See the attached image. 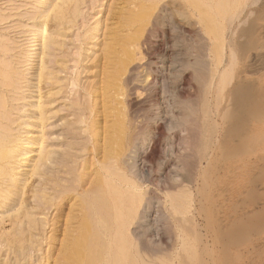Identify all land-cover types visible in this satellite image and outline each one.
Segmentation results:
<instances>
[{
  "label": "bare ground",
  "instance_id": "bare-ground-1",
  "mask_svg": "<svg viewBox=\"0 0 264 264\" xmlns=\"http://www.w3.org/2000/svg\"><path fill=\"white\" fill-rule=\"evenodd\" d=\"M137 1L135 7L138 9L147 7L150 15L159 3L165 1L174 21L181 23L180 27L183 25L188 29H193L198 35L206 36L209 41L206 57L213 70H211V74L209 73V80L201 90V94L199 93L202 99L201 106L199 105L200 132L198 131L197 141L194 140V136H192L193 140L189 136L184 142L187 150L195 151L196 155L198 154V168H201L205 161H209L200 177L201 183L199 184H201L203 195L201 198L204 197L210 203L217 199L220 201L219 198L227 194V190L242 191L244 188L247 189L245 200L247 196L253 197L256 192L253 190L256 189L253 188L257 182L255 179L264 177V154H253L254 147L252 146L258 147L257 143H254L261 135L257 133L258 130L254 129L255 126L251 125L253 128L251 126V129L249 128V121L252 122V119L257 117L254 116L257 115L259 98L264 94V90L256 89V80H252L248 76L260 73V66L258 67L256 63L264 56L262 52L264 51V0ZM80 3L81 0H57L50 6V0H34V5L29 7L31 9L23 8L25 15L28 16L27 19L34 21L33 27L36 29L34 33L36 40L32 45L31 53L28 51L27 55L19 54L18 57H14L12 48H8L3 41L0 44V57L2 58L0 59V264H157L156 253L151 252V248L143 250L137 235V225L143 214V209L148 212L152 196L145 199L140 176L138 178L137 175H133L129 171L126 159H124L126 156L124 153L127 150H129L127 155L129 159L139 155L137 145L131 141L123 144L122 147L121 142L115 141L118 138L132 139L138 135L135 130L139 123V116L137 119H128L127 112L124 111L127 94L120 87L124 85V82L119 79L108 80V85H105L104 89L106 90L109 85L118 86V89H114L113 93L109 90L104 91L110 94L109 101H107L109 109L118 110L117 114L120 117L118 132L116 129L108 132L104 124L101 132L98 127L93 128L94 124H91L89 129L94 134L95 140L88 139L85 134L88 115H98V108H96L98 102L95 89L92 98L87 97V93H85L95 85H92L91 88L84 87L85 92L83 95L79 94L78 102L70 104L68 117L72 119L69 120L66 116L58 117L61 127L66 129V132L63 133L65 129L60 132L63 141L58 147L64 148V150H49L47 146L40 147L36 160L25 162L26 156L33 152L32 145L38 144L35 134H38L41 139L46 138L44 128L48 123L46 117H43V113L39 110L36 115L31 111L33 106L28 101L31 97L26 95V91L34 88L31 77L36 76L35 71L41 62L37 74L38 82L57 79L54 74L56 67L43 65L45 55L49 58L53 56L50 52H46L52 48V36L54 35L53 30L49 31L48 18L55 21V27L58 29L63 25L62 20L65 19L66 14L72 21L77 18ZM31 4L32 2L29 3V5ZM26 10L33 11V13L28 14ZM49 13L51 14L49 15ZM100 13L101 10L96 11L95 28L83 36L86 52L90 51L93 54V48L97 45L95 41L99 37L101 27ZM135 14L136 12L133 13V15ZM141 32H143V27H141ZM137 39L138 37L132 44L133 46L137 45V41H139ZM109 48L110 44L105 41V53L103 50L102 52L108 60V65L115 63L114 59L109 58L106 54ZM21 50H25V48L22 47ZM121 51L125 55H130L128 48L122 47ZM252 51L254 54H251ZM32 54L36 57L40 56L39 63L34 65L35 69L30 64L24 73L23 67ZM111 55L112 52H110ZM245 58L246 60H244ZM249 58L251 60H247ZM57 63L58 60H55L54 64ZM22 64L23 67L18 69V66ZM33 69L34 74L32 73ZM112 73L116 74V70ZM147 73L143 75V82L149 81L148 78L151 74ZM65 81L66 86L67 83L72 88L76 86L71 76L67 77ZM103 82L105 83V81ZM153 83L154 80H150L147 86L149 87ZM68 92L71 95L73 89ZM37 95V98L41 99L39 87ZM43 104L44 102L39 101L37 107L39 108ZM103 105L104 102L101 107ZM117 105L120 106V110ZM262 105H264V99ZM259 111L261 110L257 112ZM76 124L83 129L81 131L83 133L82 142L78 141L80 136L75 138L77 142L73 141ZM262 131L264 129L260 130V132ZM262 133L264 134V132ZM32 141L34 142L31 143ZM184 143L183 145H185ZM249 145L253 152L249 149ZM240 151L246 157L240 155ZM93 152L95 158L92 157ZM247 152L253 154V160L248 158L250 155L247 157L249 154ZM239 156L250 161L239 165ZM95 160H97V165H95ZM244 162L247 161L244 160ZM188 163H186L188 169L184 168L195 172L197 166L193 167L191 163L190 165ZM144 182L149 181L144 179ZM258 183L262 185L264 180L263 183L261 181ZM235 192L230 193L232 195ZM163 193L165 194L166 191ZM240 193L237 192V195ZM242 194L241 198L244 196ZM227 196L226 199L230 200ZM257 196L259 195L257 194ZM166 197L164 199H168L171 206L174 207V204L178 203L176 197H171V195ZM241 198L240 200L244 197ZM251 202L253 201L251 200ZM236 203L239 207L242 202L239 203L237 200ZM226 205L228 209L231 208L228 206L229 203ZM224 206L223 210L228 212ZM232 208L234 209V207ZM263 209L262 211H264ZM216 212L218 211L216 210ZM224 212H220L221 215ZM232 214L235 213L232 212ZM252 218H254L253 215H250L247 219L249 223L246 220L247 224L245 222L244 224L242 222L231 223V230L236 231V233L231 232L232 235L230 234L233 236L232 241L237 239L235 236L239 231L241 232L238 236L242 239L245 238V233L256 232L258 231L256 229L259 228L262 231L264 215L255 217V221ZM250 219L253 221L251 222ZM260 223L263 224L262 227ZM225 224L223 222L224 226ZM225 229L222 230L223 234ZM217 233L219 235L220 232L217 231ZM235 241L234 243H236ZM43 244L45 248L44 246L42 248ZM228 244H231L230 241Z\"/></svg>",
  "mask_w": 264,
  "mask_h": 264
},
{
  "label": "rangeland",
  "instance_id": "rangeland-1",
  "mask_svg": "<svg viewBox=\"0 0 264 264\" xmlns=\"http://www.w3.org/2000/svg\"><path fill=\"white\" fill-rule=\"evenodd\" d=\"M54 1L57 0H50V6L53 5ZM31 2L32 4L29 5ZM137 2V0H81L77 18L72 21L69 15L66 14L65 19L62 20L63 25L58 27V29L55 27V21L48 18L49 31L53 30L54 35L52 36V48L48 51L46 50V52H50L53 56L51 59L45 55L43 57V65L47 67L55 66L54 74L57 79L55 81L43 80L38 82L37 74L41 64L38 58L40 59V56L36 57L32 54L24 67L23 64L18 66V69L23 67L25 73L26 68L30 64L35 69L36 66L34 65L39 63L35 71L36 76L31 77L34 88L26 91V95L31 97L28 100L33 106L31 111L36 115L39 110L43 113V117L45 116L48 120L44 128L46 138L41 139L38 134L34 133L35 138L38 139V144L32 145L33 152L26 156L25 162H29L32 159L36 160L40 147L47 146L49 150H64V148H58L60 142L63 141V136L60 135V132L65 129L58 122V117L66 116L67 119H72L68 117L70 104L71 102H78L79 94L83 95L85 92L84 87L91 88L92 85H95L85 93H87V97H91L95 89L98 102V107H96L98 108V115H88L85 130L88 139L92 138L95 140L94 134L89 129L91 124H94L93 128L98 127L101 132L103 124L108 132L112 129H116V132H118L120 128L118 110L109 109L107 101H109L110 94L104 92L109 90L113 93L114 89H118V86L109 85L106 90L104 89L105 85H108V80L119 79L124 82V85L120 87L127 94L124 104L127 118L137 119L139 116V123L135 130L137 131V136L132 139L118 138L115 141L121 142L122 147L124 146L123 144L131 141L137 145L139 155L135 158L129 159V156H127L129 150L125 151L126 166L133 175H137L138 178L140 176L145 199L152 196L151 205L147 209L148 212L143 209V214L139 220L140 225H137V235L139 236L141 248L143 250L151 248V252L156 253L157 264H264V228H261L262 231L260 228L256 229L260 231H256L260 234L254 231L245 233L246 235L243 239L238 236L241 231L236 234L238 237L235 236L237 239L233 241V236H231V232L236 233V231L233 232L231 230V225L234 222H242L243 224L245 222L247 224V219H249L250 215H253L254 218L252 219L254 221L255 217L257 218L261 214L264 215L262 213L264 212L262 211V208H264V177L255 179L257 182L254 181L256 185L253 188L257 189L258 187L257 190L253 189L256 191L253 196H256L255 198L247 196L245 200L246 188H244L246 192H244V189L242 190L243 192L236 191V189L235 192L229 189L226 191L227 194L219 198L221 202L218 199L210 200L211 204L204 197L201 198L203 195L200 188L201 184H199L201 183L200 177L209 161H205L201 168H198V154L196 155L195 151H192V153L187 150L186 143H184L189 136L191 138L194 136V140L197 141L200 132L199 120L201 116L199 109L202 100L200 94L209 80L211 70H213L209 64V59L206 57L209 41H207L206 36L198 35L193 29H188L183 25L180 27L181 23L174 21L166 7L165 1L159 3L151 15L147 7H139V9L135 7ZM33 5L34 0H0V44L3 41L8 48H12L14 57H18L19 54L27 55V52L30 51L31 53L33 49L32 45L36 40L34 36L36 29L33 27L34 21L27 19L28 16L25 15L23 10V8L31 9L29 7ZM98 10H101L99 14L101 27L99 37L95 41L97 45L93 48V54L90 51L86 52V43L83 40V36L86 32L95 28V15ZM133 11L136 12L135 15H133ZM26 12L28 14L33 13V11L28 10ZM146 22L147 24H145ZM141 27H143V32H141ZM137 37L139 41H137L136 46H133L132 44ZM105 41L110 44L106 54L109 58L112 57L114 59L115 63L113 64L108 65V60L104 56ZM22 47L25 50H21ZM122 47L128 48L130 55L123 54L121 51ZM36 48L38 49V46ZM110 52H112L111 56ZM253 52L251 54H254ZM262 52L264 53V51ZM0 59L2 58L0 57ZM55 60H58L56 65L54 64ZM247 60H251V58ZM256 65L260 66V73L249 75L248 77L256 80V89L261 91L264 90V56ZM34 69L32 70L33 74ZM115 70L116 74L113 75L112 72ZM146 73L151 74L148 78L149 81L154 80L153 85L149 87L147 86L149 81L145 80L143 82V75ZM70 76L76 85L73 88L68 83L66 86L65 80ZM38 87L41 89V99L37 98ZM70 89H73L71 95L68 92ZM259 99L258 110L261 111H256L257 115L255 114L254 117H257L254 118L255 120L252 119V122H250L251 120L249 121V128L251 125L255 126L256 128L254 129L259 131L257 133L261 137L254 143H257L258 147L256 148V145L252 146L254 147V152L250 145V148L247 146L250 150L252 149L251 152L253 154L258 153L257 155L260 153L264 154V134L262 133L264 131L260 132V130L264 129V105H262L264 94ZM39 101L44 102V104L38 108ZM103 102L104 105L101 107ZM117 107L120 110V106L117 105ZM259 128L261 129L259 130ZM75 130V133L73 132V141L77 142L75 138L80 136L78 141L82 142L83 133L81 131L83 129L76 124ZM64 132H66V129ZM243 148L248 150L246 147ZM241 150L243 149L241 148ZM243 154L241 153L240 155L244 156ZM253 154L249 153L247 157L250 155L248 158L252 159L254 157ZM242 156H239L241 159L238 158L239 165L250 161L244 158L246 156ZM92 157L95 158L94 152ZM244 160L247 162H244ZM188 162L193 167L197 166L195 172L194 170H187L186 163ZM190 163L188 164L190 165ZM23 164L26 165V163ZM29 165L31 164L29 163ZM95 165H97V160H95ZM191 177L193 180L190 179ZM144 179L148 180L149 182L147 183L149 184L145 183ZM259 181L263 184L258 183ZM261 187L262 189H260ZM165 191L166 193L164 194L163 192ZM230 192L235 193L231 195ZM237 192L244 194L242 196L244 200L240 196L241 193L237 195ZM166 194L176 197V201L181 205L175 203L174 207L173 205L171 206L168 202L169 200L164 199V197L167 198L166 196H168ZM228 194L232 198H229ZM233 194L237 195H235L236 198H233L235 197ZM226 196L231 202L226 199ZM260 196L263 197L261 198ZM237 200L239 203L242 202L239 207L237 206L238 203H236ZM182 202L185 203L182 204ZM216 202L219 203L215 204ZM226 202L229 203V207H234V209H228ZM232 202L233 204H231ZM220 204L225 205L224 208L228 209V212L223 210V205ZM250 204L253 206H250ZM178 205L181 207L179 208ZM218 206L219 208H217ZM220 212H224V214L221 215ZM232 212L237 215L235 216ZM233 218L236 220L234 221ZM223 222L224 224L227 222L225 226ZM262 223H260L261 227L264 224ZM223 229H225V232L223 231L224 234L222 233ZM217 231L220 232L219 235ZM247 236L249 237L247 238ZM220 238L221 241H219ZM227 240L231 244H228L229 241L227 242ZM255 240L256 242H254ZM43 246L45 248L44 244L42 248ZM240 249L241 251H239Z\"/></svg>",
  "mask_w": 264,
  "mask_h": 264
}]
</instances>
